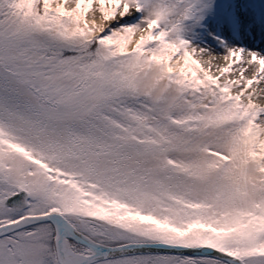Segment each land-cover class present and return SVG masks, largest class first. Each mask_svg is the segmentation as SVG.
Listing matches in <instances>:
<instances>
[{
	"label": "snow or ice",
	"instance_id": "obj_1",
	"mask_svg": "<svg viewBox=\"0 0 264 264\" xmlns=\"http://www.w3.org/2000/svg\"><path fill=\"white\" fill-rule=\"evenodd\" d=\"M0 264H264V0H0Z\"/></svg>",
	"mask_w": 264,
	"mask_h": 264
},
{
	"label": "rangeland",
	"instance_id": "obj_2",
	"mask_svg": "<svg viewBox=\"0 0 264 264\" xmlns=\"http://www.w3.org/2000/svg\"><path fill=\"white\" fill-rule=\"evenodd\" d=\"M257 43H259V41H257Z\"/></svg>",
	"mask_w": 264,
	"mask_h": 264
}]
</instances>
